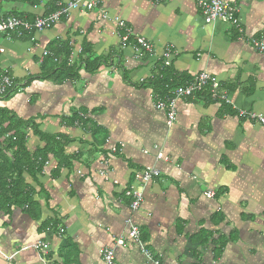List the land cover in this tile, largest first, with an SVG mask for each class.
<instances>
[{"label":"crops","instance_id":"crops-1","mask_svg":"<svg viewBox=\"0 0 264 264\" xmlns=\"http://www.w3.org/2000/svg\"><path fill=\"white\" fill-rule=\"evenodd\" d=\"M68 1L30 6L0 0V16L32 19ZM99 1L101 10L71 12L42 33L0 36V73L18 85L31 78L27 87L0 99V109L21 122L27 153L37 155L44 147L27 123L43 136L64 137L58 160L50 156L40 170L35 165L38 175L7 172L19 179L17 188L0 192V254L13 256L0 255V264H104L100 249L113 250V264H264V126L236 115H264V52L250 43L264 42V0H224L237 5L241 33L223 21L205 24L197 0ZM114 19L152 44L155 56L136 59L130 49L122 50ZM56 48L73 54L69 65L77 76L34 79L43 52ZM82 49L85 58L100 59L97 70L84 71ZM165 49L171 50L165 70L172 80L160 98L155 83L165 71ZM202 71L217 81L226 100L214 102L206 94L178 100L168 127L155 102ZM78 114L90 122L72 124ZM14 151L13 145L3 148L7 159ZM158 153L166 160H157ZM148 167L159 176L141 186L134 175ZM130 188L143 194L135 213L123 195ZM208 190L211 199L203 197ZM128 219L151 261L132 242L116 245ZM37 243L48 250L20 251Z\"/></svg>","mask_w":264,"mask_h":264},{"label":"built area","instance_id":"built-area-1","mask_svg":"<svg viewBox=\"0 0 264 264\" xmlns=\"http://www.w3.org/2000/svg\"><path fill=\"white\" fill-rule=\"evenodd\" d=\"M196 6L201 18L205 24H214L217 21L225 22L230 28L241 33V24L238 17L239 9L235 2L224 0H197ZM94 10H101V3L99 0H69L64 4L57 3L54 10L45 16H35L32 19L26 17H18L14 15L0 16V36L6 40L20 39L24 36L42 33L51 29L54 25L59 23L63 18H69L71 12L88 13ZM103 19H107V15H102ZM117 28V36L119 39V46L122 50L130 49L134 58H152L155 56V52L152 44L146 41L144 38L133 34L132 30L128 28L123 21L118 19L113 20ZM251 46L258 52H264V42L260 39H250ZM169 49H165L162 53L160 60V71H163L171 65V55ZM0 53L2 50L0 49ZM81 54V52H79ZM44 56L50 55L49 52H43ZM78 54V55H80ZM72 53L70 52L69 63L72 62ZM23 84L15 83L7 72L0 73V95H5L8 92H18L21 88L25 87ZM208 95L211 101L222 102L226 100L225 93L219 91L217 81L206 71H202L196 74L191 80L176 86L171 90L170 95L165 99L157 100L154 108L156 110L164 111L166 114V125L170 127L175 120V104L181 99H190L196 96ZM236 115L240 119H247L253 121L257 125L264 126V115H257L252 112H245L241 110L236 111ZM82 116V114H81ZM117 150L112 146L109 151L114 153ZM157 160L163 158L161 153L156 156ZM166 160V158H163ZM100 175H104L103 171L99 172ZM159 176V171L154 168H145L134 175V179L140 183L141 186H145L154 178ZM124 197L129 200V209L131 213L139 211L143 202L142 190L130 188L124 191ZM214 193L210 190L203 193V197L206 199L213 198ZM127 230L125 237H120L116 240L118 247H124L126 242H132L137 246L139 251L149 260H152V256L148 253L139 239V229L135 226L131 220L125 222ZM60 234L64 231L59 230ZM29 249L41 250L46 252L48 245L46 243H37L33 246L23 247L20 251H26ZM99 256L104 264H113L114 252L110 249H100L98 251ZM3 256L2 254H0ZM6 260L12 259L13 256L5 257ZM43 264H48L46 260L41 259ZM154 264H159L158 261H154Z\"/></svg>","mask_w":264,"mask_h":264},{"label":"trees","instance_id":"trees-1","mask_svg":"<svg viewBox=\"0 0 264 264\" xmlns=\"http://www.w3.org/2000/svg\"><path fill=\"white\" fill-rule=\"evenodd\" d=\"M20 1L26 3L30 6H38L41 0H13ZM87 50L82 49L79 57V61L82 63V67L85 72L90 73L97 70L100 66V59L90 60V58H85ZM50 55L45 56L40 63V72L34 79H42L49 80L52 79L55 82H61L66 79H71L77 76V71L74 65H69V57L70 53L66 50H58L52 49L49 51ZM169 70H165L164 72H160L159 80L155 83L156 87L160 89L161 94L158 97H163L167 90L165 89L169 80H172L169 75ZM168 75V76H167ZM30 80L25 82V87L28 86ZM184 80H179L176 82L173 88L176 86L182 85ZM14 94V92H8L5 95H0V99L7 98ZM160 97V98H161ZM70 122L72 124H80L81 126H85L88 122H90L87 114L76 115L70 118ZM21 122L15 119L13 116L9 114L8 111L4 109H0V192H5V188L16 187L17 188V179L16 181L12 180L11 177L8 176V173L17 171V173H21L23 169L31 170L30 173L32 176L38 175L37 170H40L45 160L52 156L55 160H58L57 153L61 151V146L64 143V137L61 136H43L37 132V128L35 125L27 123L32 129V135H38L39 139L43 141L44 147L37 153V155L29 156V153L26 151V137L20 128ZM12 133L13 135H10ZM13 145L15 151L12 153V159H7L4 156L3 148L9 147ZM35 165H38V169H35ZM13 168L12 170L10 168ZM40 168V169H39ZM27 173V172H26ZM20 175V174H19ZM8 191V190H7Z\"/></svg>","mask_w":264,"mask_h":264}]
</instances>
